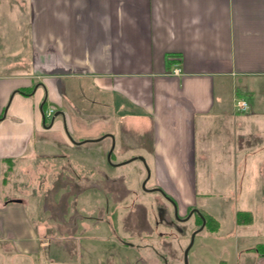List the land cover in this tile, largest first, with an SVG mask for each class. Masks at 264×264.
I'll use <instances>...</instances> for the list:
<instances>
[{"label":"crops","instance_id":"obj_1","mask_svg":"<svg viewBox=\"0 0 264 264\" xmlns=\"http://www.w3.org/2000/svg\"><path fill=\"white\" fill-rule=\"evenodd\" d=\"M23 20L25 45L10 29ZM238 99L249 108L238 110ZM45 102L55 112L44 121ZM68 153L106 173L107 162L142 157L182 212L195 204L172 186L242 181L252 165L243 195L257 208L237 239L255 237L259 214L264 223V0H0V242L14 253L38 254L44 239L30 192L14 185ZM254 245L238 253L264 264Z\"/></svg>","mask_w":264,"mask_h":264},{"label":"rangeland","instance_id":"obj_2","mask_svg":"<svg viewBox=\"0 0 264 264\" xmlns=\"http://www.w3.org/2000/svg\"><path fill=\"white\" fill-rule=\"evenodd\" d=\"M18 24L11 22V38L25 45L29 25L26 21ZM64 157L47 174L45 169H38L41 165L34 164L38 177L22 174L17 180L19 185H14L17 190L21 187L30 192L27 198L33 207L28 209L43 225V248L29 257L14 253L0 242V264H165L164 259L168 264L185 263L184 251L198 223L195 218L176 219L166 197L161 196L162 200L158 193L144 191L142 180L147 170L142 160H132L117 169H111L107 162L106 173L104 165L98 168L91 156L76 158L68 153ZM208 166L211 170L215 163L210 160ZM251 166H246L245 174L250 180ZM95 168L103 174L95 176ZM238 176V180L234 174L231 180L221 176L197 179L194 185L184 180V186H172L186 202L195 204L194 209L209 213L221 223L218 234L204 226L195 236L187 264H219L221 260L228 264L257 263L256 255L238 253L239 249L264 240V223L259 214L255 237L238 242L244 227L237 225L236 212L257 208L256 196L243 195L248 179L240 181L241 174ZM154 183L150 178L146 185ZM18 193L22 197L23 192ZM123 239L133 246L124 244Z\"/></svg>","mask_w":264,"mask_h":264},{"label":"trees","instance_id":"obj_3","mask_svg":"<svg viewBox=\"0 0 264 264\" xmlns=\"http://www.w3.org/2000/svg\"><path fill=\"white\" fill-rule=\"evenodd\" d=\"M46 104H47L46 102L43 104L44 111L46 110ZM8 163H11V164L8 165L7 170L4 174V182L7 181V177L10 174V170L13 164L12 160L8 161ZM202 214L204 218L206 219V224H205L206 229L209 230L213 234H218L220 231L221 223L207 212L202 211ZM202 221H203L202 217L198 216L197 217L198 226L202 224ZM236 222L238 225H241V226L252 224L254 222L253 212L251 210H245V209L238 210L236 212ZM248 250L254 251L258 253L259 255H264V242L257 243L253 247H250ZM219 264H228V263L225 260H221Z\"/></svg>","mask_w":264,"mask_h":264},{"label":"flooded vegetation","instance_id":"obj_4","mask_svg":"<svg viewBox=\"0 0 264 264\" xmlns=\"http://www.w3.org/2000/svg\"><path fill=\"white\" fill-rule=\"evenodd\" d=\"M150 171H151V169H150ZM152 177V174L150 175V177L149 178H147V175H146V177H144L143 178V180H142V183H143V187H144V191L145 192H152V193H158V195H159V198H161L162 200H163V198L162 197H166L167 198V201L165 200V202H168L169 204H170V206L172 207V213H173V215H174V217L176 218V219H178V220H180V221H187V220H189V219H191V218H195V221L197 222V217L198 216H200V217H202V210H200L199 208H197L198 209V212L194 209V207H195V205H192V206H188V207H186V209H185V212H182L181 213V211H180V206H179V203H178V201L176 200V198L174 197V196H172L171 194H169L163 187H162V185H160V184H158V183H155V184H153L152 186H150V187H147V183L149 182V179ZM162 196V197H161ZM189 207H190V209H189ZM189 209V210H188ZM192 210H193V212H192ZM192 212V213H191ZM202 220L204 221L205 220V224H206V219L205 218H203L202 217ZM203 221H202V223H203ZM202 225V224H201ZM200 225V226H201ZM199 226V227H200ZM198 227V228H199ZM198 228H195L193 231H192V233L196 230V229H198ZM192 233H191V235H192ZM198 234V233H197ZM196 234V235H197ZM190 239H191V237H190ZM122 242L124 243V244H126V245H128V246H133V243L132 242H130V241H127V240H122ZM164 261H166V259H164Z\"/></svg>","mask_w":264,"mask_h":264},{"label":"water","instance_id":"obj_5","mask_svg":"<svg viewBox=\"0 0 264 264\" xmlns=\"http://www.w3.org/2000/svg\"><path fill=\"white\" fill-rule=\"evenodd\" d=\"M42 105H43V104H42ZM42 105H41V111H42V114H43V119H44V121H45L46 116H45V113H44V111H43V109H42ZM57 114H59V112H57V113L55 114V116H56ZM114 146H115V145L113 144L112 147L110 148L109 152H108V160H109V162H110V156H111V154H112V152H113ZM136 158H139V159H141L142 161L145 162V160H144L142 157H133V158H131V159L127 160V161H124V162H129V161L134 160V159H136ZM119 164H122V163H119ZM145 166H146V170H147V178H149L150 175H151V171H150L149 166L146 164V162H145ZM195 210L198 212V209H195ZM192 212H193V211H192ZM192 212H191V213H192ZM202 217L204 218L203 215H202ZM204 226H205V220L203 221L202 225L192 233V235H191V239H190V243H189V245L186 247V249H185V251H184V259H185V263H184V264H187V254H188L189 249H190V248L192 247V245H193V242H194V239H195L196 234L199 233V232L204 228ZM165 264H168V263L165 261Z\"/></svg>","mask_w":264,"mask_h":264},{"label":"built area","instance_id":"obj_6","mask_svg":"<svg viewBox=\"0 0 264 264\" xmlns=\"http://www.w3.org/2000/svg\"><path fill=\"white\" fill-rule=\"evenodd\" d=\"M175 72L178 73L179 70L176 69ZM235 105H236V108H237L238 110H241V111H244V110H246V109L249 108V103H248L246 100H244V99H238V100L236 101V104H235ZM54 112H55V109H54L53 107H50V108L48 109V111H46V115H47V117H52L53 114H54Z\"/></svg>","mask_w":264,"mask_h":264}]
</instances>
